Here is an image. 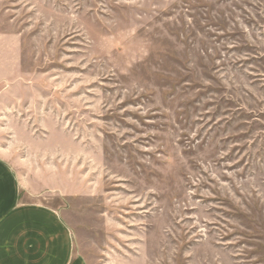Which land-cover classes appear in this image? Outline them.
<instances>
[{
	"label": "rangeland",
	"instance_id": "obj_1",
	"mask_svg": "<svg viewBox=\"0 0 264 264\" xmlns=\"http://www.w3.org/2000/svg\"><path fill=\"white\" fill-rule=\"evenodd\" d=\"M0 31V152L90 264H264V0H0Z\"/></svg>",
	"mask_w": 264,
	"mask_h": 264
},
{
	"label": "crops",
	"instance_id": "obj_2",
	"mask_svg": "<svg viewBox=\"0 0 264 264\" xmlns=\"http://www.w3.org/2000/svg\"><path fill=\"white\" fill-rule=\"evenodd\" d=\"M22 61L21 38L0 31V85L22 77ZM35 191L0 152V264H90L70 203H46Z\"/></svg>",
	"mask_w": 264,
	"mask_h": 264
}]
</instances>
